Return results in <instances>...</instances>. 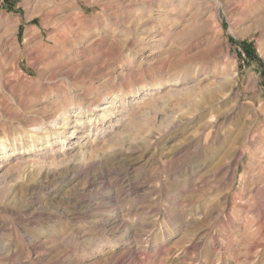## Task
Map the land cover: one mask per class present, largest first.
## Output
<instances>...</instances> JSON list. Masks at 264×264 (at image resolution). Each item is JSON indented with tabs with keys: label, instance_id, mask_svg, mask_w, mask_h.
<instances>
[{
	"label": "rangeland",
	"instance_id": "1",
	"mask_svg": "<svg viewBox=\"0 0 264 264\" xmlns=\"http://www.w3.org/2000/svg\"><path fill=\"white\" fill-rule=\"evenodd\" d=\"M0 264H264V0H0Z\"/></svg>",
	"mask_w": 264,
	"mask_h": 264
}]
</instances>
